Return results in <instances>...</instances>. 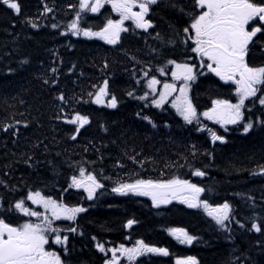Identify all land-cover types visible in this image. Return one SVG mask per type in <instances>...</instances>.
<instances>
[{
    "label": "trees",
    "instance_id": "obj_1",
    "mask_svg": "<svg viewBox=\"0 0 264 264\" xmlns=\"http://www.w3.org/2000/svg\"><path fill=\"white\" fill-rule=\"evenodd\" d=\"M20 3L22 13L19 16L0 4V179L8 183L9 189L15 186L26 192L22 183L26 181L28 186L41 189L54 198L62 196L69 206L82 204L88 208L86 213L78 216L77 222L62 225L63 228L73 226L78 229L76 234H69L71 246L75 249L73 264H103L104 254L95 247L97 242L115 246L138 239L157 247H167L170 252L168 257L154 254L138 257L143 264H175L176 258L187 255L197 256L201 264H231L241 252L250 255L258 264H264V256L257 245V241H264V235L247 232L233 223L230 227L234 240L229 241L227 233L218 230L215 222L202 210L189 209L178 201L155 208L148 197L112 194L110 188L113 184L109 181H103L108 194L94 201L83 199L86 194L82 190L61 192L72 174L66 162L83 158L97 160L95 167H103L105 174L114 180L117 174L127 180V173L136 171L143 178L167 179L177 175L206 188L211 186L214 191L204 194V197H210V203L227 200L233 207L235 219L245 225H250L254 214L258 221H264V175L252 174L258 172V165H264V133L257 129L244 135L237 125L225 132L209 123L208 127L224 135L227 141L213 144L206 131H197L196 123L186 124L172 106L156 108L150 104L153 97L149 96V106L145 107L146 101L128 97L125 90L135 89V96L148 91L146 79L135 84L130 76L132 70L136 71L137 79L143 75L141 68H151L150 75L159 74L156 66L163 61L157 60L155 54H148L150 46L163 49L168 58L178 61L183 58L182 46L165 47L160 40L152 38L155 36L152 30L149 35L131 29L122 34L119 45H108L97 38L77 37L70 33L61 35L67 32L66 25L74 19L77 10L69 5H76L78 0H20ZM45 3L53 8L52 12H44ZM156 11L165 21L176 22L180 17V13L172 9ZM83 15L86 23L82 22V26L101 25L107 15L118 18L111 12L110 5H105L100 13ZM27 20L40 27L33 29ZM53 23L59 27L52 28ZM181 26L177 24V27ZM93 30L97 29L94 27ZM157 31H161L165 39L171 35L163 22L158 24ZM142 36L144 38L140 40ZM138 39V42L147 43L139 47ZM133 56L135 60L131 59ZM23 59L30 62L21 67L19 61ZM105 61L109 67L102 70ZM73 64L76 68L69 72ZM52 67L59 68L58 87L43 83L44 78L52 75ZM9 68L16 71L9 72ZM104 78H109L110 87L121 101L116 109L90 102L77 103L81 97L87 100V93L94 90L92 85L101 84ZM60 91L68 100L66 113L76 110L88 115L91 121L81 130L76 141L68 138L74 126L54 118L62 105L54 99ZM191 94L198 111L211 107V99H236L234 86L225 85L211 74L208 78L200 77ZM247 105L252 111H246V119L255 121L264 111L258 101L255 106L252 103ZM138 112L150 116L156 127L141 120L136 115ZM25 123L29 125L27 128ZM8 125L15 127L5 131ZM102 125L107 127V132ZM37 144L39 147H35ZM193 145L196 146L195 155L192 154ZM205 151L212 155L204 154ZM124 152L129 155L138 153V160L147 158L144 170L138 164H132ZM24 154L34 157L33 168L23 162ZM101 155L104 157L102 162ZM118 161L127 167L121 169L117 166ZM190 164L205 170L207 175L192 176ZM0 196L5 200L19 198L18 193L5 190L3 185H0ZM249 196L254 198L255 207L253 200L247 199ZM128 219H135L138 223L126 228L124 225ZM173 227H183L200 240L191 246L182 245L168 233L167 229ZM93 236L96 241L92 240Z\"/></svg>",
    "mask_w": 264,
    "mask_h": 264
},
{
    "label": "snow or ice",
    "instance_id": "obj_2",
    "mask_svg": "<svg viewBox=\"0 0 264 264\" xmlns=\"http://www.w3.org/2000/svg\"><path fill=\"white\" fill-rule=\"evenodd\" d=\"M0 4L17 16L22 13L20 0H0ZM105 5H110L111 12L116 13L119 18L113 19L107 15L101 25L82 26V22L86 23L83 14L100 13ZM69 7L77 10H75L74 19L66 25L67 32L61 35L70 33L77 37L97 38L108 45L116 46L121 43V34L130 31L125 24L126 21H130L133 29L142 30L149 35H151L149 30L155 32L152 38L160 40L165 47H183V58L178 61L175 58H168L163 49L150 46L148 54H155L157 60L163 61L162 64L156 66V71L161 76L170 73L172 82H163L162 90L158 91L157 85L161 84V80L155 75H150L151 68H141L143 75L139 79L136 78V71L132 70L130 76L135 84L139 85L141 79H146V87L149 91H145L141 96H135V89L125 90L128 97L146 101L145 107H148V98L152 96L150 104L156 108H163L168 98L178 93L171 102L172 108L186 124L191 125L195 121L196 130L206 131L213 144L217 141L222 144L227 141L224 135L218 134L217 131L204 124L200 119L201 116L219 124L225 132L228 131L227 125H237L242 128L244 135L252 134L257 129L264 133V111L255 121L251 118L246 119L245 116L246 111L249 113L252 111L246 101H251L253 106L258 101L259 105L264 108V0H188L187 3H183L182 0H78L76 5H69ZM157 9L178 11L180 17L176 22L165 21L162 16H158ZM52 11L53 8L45 3L44 12ZM161 22L166 23L170 30L171 35L167 39L161 31H157V26ZM27 23L33 29L40 27L32 20H27ZM178 23L182 26L177 27ZM51 27L55 29L59 25L53 23ZM94 27L97 30H93ZM131 59L136 58L133 56ZM29 62L28 59H23L19 61V64L23 67ZM108 67L105 61L102 70ZM75 68L76 65L73 64L69 72ZM8 71L16 70L9 68ZM50 71L52 75L44 78L43 83L50 87H58L59 68L52 67ZM209 74L218 77L225 85L235 86L236 102L233 103L230 99H211V107L198 113L197 106L190 95L192 85L200 77L208 78ZM92 88L94 90L87 93L88 99L81 97L77 103L90 102L110 109L118 107L121 101L110 87L109 78H104L99 85L93 84ZM54 99L62 102L54 118L74 126L68 138L76 141L81 130L90 125L89 116L76 110L66 113L65 106L68 100L63 91H60ZM136 115L152 127H156L150 116L141 115L139 112ZM16 123L19 124L20 121ZM24 126L27 128L29 125L25 123ZM14 127L15 125H8L4 130L8 131L9 128ZM101 127L105 132L108 131L106 126ZM35 147H39V144ZM192 148L194 150L192 154L195 155L196 146L193 145ZM84 151H88L87 146ZM96 151L99 152V149ZM204 154L212 155L207 151ZM24 155L23 162L29 168H33L35 166L34 157ZM57 155L60 154L57 153ZM124 155L132 164H138L140 169L144 170L147 158L138 160V153L129 155L124 152ZM103 159L101 155L100 162ZM66 163L72 174L67 178V187L61 189L62 193L68 192L69 189L82 190L86 194L83 199L94 201L108 194L109 190L103 181H109L113 184L110 188L112 194L148 197L155 208L178 201L189 209L202 210L215 222L218 230L227 233L226 239L229 241L234 240L233 229L230 227L233 223L247 232L254 231L264 235V221H258L255 214L250 225H245L235 219L233 207L227 200L223 203H210V197H204V194L214 191L211 186L206 188L177 175H172L167 179L143 178L140 172L136 171H129L127 180L121 178L119 174L114 180L112 176L105 174L103 167H95L97 160L82 158L79 161ZM117 166L121 169L127 167L119 161ZM189 168L194 177L207 175L205 170L195 168L191 164ZM252 174L264 175V165H258V172L253 171ZM5 175L8 174L5 173ZM22 183L27 188L26 192L15 186L9 189L8 183L0 179V185H3L5 190L19 194V198L15 200H5L3 196H0V264H73L72 257L75 249L71 246L69 234H76L78 229L73 226L61 228L56 225V222L67 220L75 223L78 216L86 213L88 208L82 204L69 206L62 196L54 198L41 189L28 186L26 181ZM247 199L253 200V207H255L254 198L249 196ZM29 201L32 205L42 208L43 211L32 209L27 203ZM17 214L21 218L27 217L28 219H23V222H14L12 217ZM136 223H138L137 220L128 219L124 227L132 228ZM167 231L182 245L191 246L200 240L198 236L183 227L168 228ZM79 234L83 235L82 232ZM96 239L95 236L92 237L93 241ZM257 245L260 248V254L264 256V241H257ZM95 247L104 254L103 264H125V261L127 264H143L137 260L138 257L146 254L162 257L170 255L167 247H157L143 239L136 240L132 247H126L121 243L118 247L106 248L100 242H97ZM234 251H239V249H234ZM108 253H111V256H108ZM175 264H201V261L197 256L187 255L176 258ZM231 264H258V262L250 255L241 252L231 261Z\"/></svg>",
    "mask_w": 264,
    "mask_h": 264
},
{
    "label": "rangeland",
    "instance_id": "obj_3",
    "mask_svg": "<svg viewBox=\"0 0 264 264\" xmlns=\"http://www.w3.org/2000/svg\"><path fill=\"white\" fill-rule=\"evenodd\" d=\"M162 87H163V83L159 86L158 91H159V90H162ZM176 95H178V93H174L173 96H170V97H169V98H171V99L168 98V100H171V102H172V100L174 99V97H175ZM27 203H28V205H29L32 209H34V210H39V211H43V209L40 208L39 206H37V205H32L30 201L27 202ZM24 218H25V217H24ZM26 219H28V218L26 217ZM32 219L35 220V218H32ZM61 221H62V220H61ZM59 222H60V221H57L56 224L59 223ZM134 243H135V242H131L130 244H125V246H126V247H132ZM118 246H119V245H118ZM118 246H117V247H118ZM112 247H113V246H111V247H109V248H112ZM108 256H111V253H110V254L108 253ZM125 264H127L126 261H125Z\"/></svg>",
    "mask_w": 264,
    "mask_h": 264
},
{
    "label": "flooded vegetation",
    "instance_id": "obj_4",
    "mask_svg": "<svg viewBox=\"0 0 264 264\" xmlns=\"http://www.w3.org/2000/svg\"><path fill=\"white\" fill-rule=\"evenodd\" d=\"M144 37L142 36V37H140L139 39L140 40H142ZM139 39L137 40V42L139 41ZM147 42H143V43H141V42H138L137 44L139 45V47L140 46H142V45H145ZM147 46V45H146ZM141 54V53H140Z\"/></svg>",
    "mask_w": 264,
    "mask_h": 264
}]
</instances>
